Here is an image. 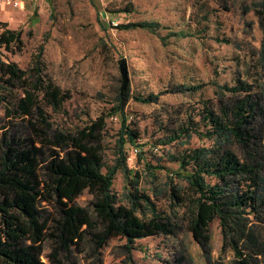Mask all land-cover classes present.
Returning a JSON list of instances; mask_svg holds the SVG:
<instances>
[{"label":"rangeland","instance_id":"374dc122","mask_svg":"<svg viewBox=\"0 0 264 264\" xmlns=\"http://www.w3.org/2000/svg\"><path fill=\"white\" fill-rule=\"evenodd\" d=\"M23 1L19 9L0 6V12L5 9L11 13L10 19L2 23L20 30L24 43L20 53L0 50V58L28 70L33 56L44 45L42 59L48 78L72 95L62 112L46 109L53 125L80 128L88 119L109 114L115 97L123 91L124 81H128L133 95L159 97L156 104L134 100L121 104L128 116L127 124L139 134L138 144L143 145L137 149L127 144L125 149L128 167L143 177L141 188L153 197L161 211L171 212L167 177L178 166L168 161V155L214 146L213 139H201L195 134L187 143L181 139L165 144L172 131L190 115L200 122L205 102L217 108L222 95L227 100L230 94L222 87H234L241 82L255 91L264 84L260 27L264 14L259 15L264 13V0H132L135 12L128 16L117 12L125 6L124 0ZM140 22L158 23L160 29L155 33L116 29L121 24ZM185 87L199 88L182 92ZM3 124L0 105V129ZM122 126L119 114L107 118L105 161L110 166L117 158ZM200 128L204 131L203 122ZM230 148L242 158L236 144ZM140 151L153 166L169 168L168 172L157 171L154 185L144 178ZM59 153L38 148L40 156ZM30 185L40 191L38 198L29 199L35 209L45 213V219L38 230L41 242L33 244L28 233L23 247L31 249L42 264H52L50 236L53 225L60 220L58 208L65 202L64 193L48 188L39 168L35 169ZM113 192L121 204L127 203L126 182L120 172ZM91 201L88 192L77 198L82 207H89ZM253 228L264 243V223L255 222ZM210 236L211 242L204 249L184 228L177 237L147 238L136 241L132 247L124 239L116 238L97 250L93 241L87 240L74 246V258L78 264H233V254L222 249L218 221L211 224ZM258 264H264L263 257Z\"/></svg>","mask_w":264,"mask_h":264},{"label":"trees","instance_id":"16d2710c","mask_svg":"<svg viewBox=\"0 0 264 264\" xmlns=\"http://www.w3.org/2000/svg\"><path fill=\"white\" fill-rule=\"evenodd\" d=\"M124 1L125 6L117 12L133 14L132 0ZM261 12L259 15L264 14ZM260 27L264 53V18ZM0 28V50L20 53L24 47L22 32L2 22ZM116 29L155 33L160 25L127 23ZM43 51L44 45L33 56L28 70L0 58V105L4 111L0 129V264H42L31 249L23 247L28 233L33 244L42 240L38 230L45 213L35 209L29 199L40 196V191L30 185L36 168L44 172L48 188L64 193L65 202L58 208L60 220L53 225L50 236L52 264H78L74 258L78 242L92 240L101 250L111 240L120 238L132 247L138 240L177 237L183 228L204 249L211 242L210 226L214 221L221 229L222 249L234 256L233 264H258L264 258V243L253 228L255 222L264 223V84L255 91L241 82L222 87L230 94L227 100L222 95L217 108L205 102L200 122L190 115L172 131L165 144L181 139L187 143L195 134L201 139H213L214 146L168 155V161L178 168L167 177L171 212H164L141 188V173L128 167L126 145L137 149L143 145L138 144L139 134L127 124L128 116L121 106L131 100L156 104L159 97L133 95L128 84L115 97L109 114L88 119L80 128L55 126L46 109L62 112L72 95L48 78ZM197 88L185 87L182 92ZM116 114L122 117L123 126L117 158L110 166L105 161L107 118ZM233 144L242 151V158L231 150ZM39 146L60 153L40 156ZM140 154L144 178L154 185L157 171L168 172L169 168L153 166L144 160L141 151ZM119 172L126 182L124 205L113 192ZM84 192L92 196L89 207L77 203Z\"/></svg>","mask_w":264,"mask_h":264},{"label":"built area","instance_id":"2783aa9c","mask_svg":"<svg viewBox=\"0 0 264 264\" xmlns=\"http://www.w3.org/2000/svg\"><path fill=\"white\" fill-rule=\"evenodd\" d=\"M23 0H0V6H10L13 9H19Z\"/></svg>","mask_w":264,"mask_h":264},{"label":"crops","instance_id":"0c3cea01","mask_svg":"<svg viewBox=\"0 0 264 264\" xmlns=\"http://www.w3.org/2000/svg\"><path fill=\"white\" fill-rule=\"evenodd\" d=\"M24 1L22 2V5H23ZM5 7H10V6H5ZM1 13V19L2 20H5V21H0V22H6L8 19H10L11 17V13L5 9H2V11L0 12Z\"/></svg>","mask_w":264,"mask_h":264},{"label":"water","instance_id":"95a60500","mask_svg":"<svg viewBox=\"0 0 264 264\" xmlns=\"http://www.w3.org/2000/svg\"><path fill=\"white\" fill-rule=\"evenodd\" d=\"M127 85H128V81H124V83H123V90L127 87Z\"/></svg>","mask_w":264,"mask_h":264}]
</instances>
